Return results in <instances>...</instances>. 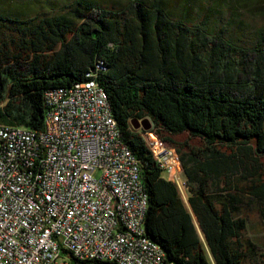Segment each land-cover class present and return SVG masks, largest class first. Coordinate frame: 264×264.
Masks as SVG:
<instances>
[{
	"label": "trees",
	"instance_id": "obj_1",
	"mask_svg": "<svg viewBox=\"0 0 264 264\" xmlns=\"http://www.w3.org/2000/svg\"><path fill=\"white\" fill-rule=\"evenodd\" d=\"M6 1L0 123L42 131L46 91L95 73L141 159L146 234L167 261L263 264L246 235L249 195L236 181H247L264 216V26L244 19L249 0ZM134 118L150 119L175 148L190 208ZM183 134L200 144L175 138Z\"/></svg>",
	"mask_w": 264,
	"mask_h": 264
},
{
	"label": "built area",
	"instance_id": "obj_2",
	"mask_svg": "<svg viewBox=\"0 0 264 264\" xmlns=\"http://www.w3.org/2000/svg\"><path fill=\"white\" fill-rule=\"evenodd\" d=\"M45 95L42 131L0 123V264H179L146 234L142 162L122 145L96 74ZM146 136L164 174L188 190L175 148Z\"/></svg>",
	"mask_w": 264,
	"mask_h": 264
},
{
	"label": "rangeland",
	"instance_id": "obj_3",
	"mask_svg": "<svg viewBox=\"0 0 264 264\" xmlns=\"http://www.w3.org/2000/svg\"><path fill=\"white\" fill-rule=\"evenodd\" d=\"M30 0H7V4H22L23 2H28ZM250 2V9L247 13L243 16L246 22H250L254 25L264 26V0H249ZM175 138L179 141L188 140L191 144L199 145V139H192L188 134L183 135H175ZM165 177L168 178L167 174H164ZM237 184L245 190L243 194H247V181L241 179L239 176L236 177ZM181 195L186 203V205L190 208L188 202V191L184 190L181 192ZM247 196L245 197V205L242 208L244 210L245 215L248 218V226L246 230V235L249 236L253 242L256 244V251L259 254L260 260L264 264V216L262 215L260 208V202L257 200H251V198ZM264 204L263 202H261ZM264 206V205H263Z\"/></svg>",
	"mask_w": 264,
	"mask_h": 264
},
{
	"label": "water",
	"instance_id": "obj_4",
	"mask_svg": "<svg viewBox=\"0 0 264 264\" xmlns=\"http://www.w3.org/2000/svg\"><path fill=\"white\" fill-rule=\"evenodd\" d=\"M133 125H134V127L136 128V129H138V128H144V129H146V130H149V129H151V127H152V122H151V120L150 119H144L143 121H140L139 119H137V118H134L133 119Z\"/></svg>",
	"mask_w": 264,
	"mask_h": 264
},
{
	"label": "bare ground",
	"instance_id": "obj_5",
	"mask_svg": "<svg viewBox=\"0 0 264 264\" xmlns=\"http://www.w3.org/2000/svg\"><path fill=\"white\" fill-rule=\"evenodd\" d=\"M103 65V64H102ZM93 73H87V79H85V80H89L90 79V76L92 75ZM122 145H125V148L127 149V150H132L131 148H130V146L128 145V143H126L125 141H123L122 140ZM135 159H140L136 154H135Z\"/></svg>",
	"mask_w": 264,
	"mask_h": 264
}]
</instances>
